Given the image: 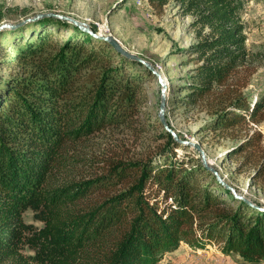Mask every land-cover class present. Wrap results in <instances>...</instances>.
I'll return each mask as SVG.
<instances>
[{"label":"trees","instance_id":"trees-1","mask_svg":"<svg viewBox=\"0 0 264 264\" xmlns=\"http://www.w3.org/2000/svg\"><path fill=\"white\" fill-rule=\"evenodd\" d=\"M177 1L194 15L195 31L208 30L192 46L196 67L178 86L188 94L177 101L194 106L215 98L212 131L263 123L264 86L254 96L243 93L254 71L244 66L242 0ZM148 3L161 12L167 0ZM47 24L57 34L36 36L0 59L20 70L0 90V264L25 246L34 252L30 264H158L182 243L216 245L246 263L263 261L264 207L236 199L199 158L177 156V148L187 147L158 119L152 127L163 129L164 143L141 159L74 155L92 137L139 122L143 75L151 72L66 21L44 18L35 25ZM259 144L260 134L253 132L230 153ZM78 164L89 177H62ZM252 178L264 183V166ZM27 211L41 228L24 222Z\"/></svg>","mask_w":264,"mask_h":264},{"label":"rangeland","instance_id":"rangeland-1","mask_svg":"<svg viewBox=\"0 0 264 264\" xmlns=\"http://www.w3.org/2000/svg\"><path fill=\"white\" fill-rule=\"evenodd\" d=\"M48 13L72 17L102 36L110 34L123 48L147 62L161 76L166 86L164 118L168 127L180 140L199 144L208 166L216 170L237 195L264 207V183L252 178L260 166H264V122L258 125L246 122L231 130L212 131L208 124L211 113L216 108V105L213 106L215 98L194 106L177 101L178 97L188 94L185 91L179 92L178 86L189 81L196 67L198 54L194 53L192 46L200 41L199 34L204 37L208 32L195 31L192 27L193 14H187L185 7L177 0H167L161 12L155 11L148 0H0V25L16 24L26 18L34 20L14 30H0V59L8 49L23 48L27 43H32L36 36L57 34L58 29L53 25L47 24L45 28L35 25L41 19L50 18L46 16ZM238 20L246 39L248 59L244 65L247 68L245 70L254 71L246 78L248 85L243 93L254 96L264 86V0H242ZM128 70L133 74H142L134 66L129 65ZM19 72L17 66L7 67L0 63V90L3 89L5 80L14 78ZM143 76L146 80L141 91L143 103L139 122L130 128L122 126L92 137L76 146L74 155H88L98 161H102L107 155L117 156L124 161L138 160L158 144L164 143L160 136L163 129L157 131L153 128L158 119L162 87L152 72L150 77ZM253 132L260 134L259 146L232 155L230 151L239 147ZM185 147L186 150H175L177 156L200 159L193 147ZM98 165L100 163H95L94 166ZM77 167L73 165L62 177L73 181L89 177L84 174L85 171L89 172L87 167L80 164ZM34 216L33 212L27 211L23 215L24 222L39 229L42 223ZM180 246L185 245L182 243ZM209 247L213 252L202 257L207 264H249L224 254L220 256L216 252V245L209 244L200 250H209ZM179 253H187V257L192 253L197 256L199 250L186 245ZM33 254V250L25 246L17 258L3 264H30L27 258ZM167 261L168 259L161 263H171ZM251 264H264V260Z\"/></svg>","mask_w":264,"mask_h":264},{"label":"water","instance_id":"water-1","mask_svg":"<svg viewBox=\"0 0 264 264\" xmlns=\"http://www.w3.org/2000/svg\"><path fill=\"white\" fill-rule=\"evenodd\" d=\"M46 16H48L50 18H54V19L63 20V21H66V22L70 23L71 25L77 27L80 31L90 35L91 37L99 39V40H101L103 42H106L107 44H109V46L112 47V49L116 53H118L122 57H124V58H126V59H128L130 61L137 62V63L141 64L142 66H144L149 71H151L156 76V78L158 80V83L162 87L161 98H160V103H159V108H158V115H157L159 123L162 126V128L167 133H169L172 136V138L174 139V141L176 143H178V144H180L182 146L193 147L198 152V154L200 156V161H201L203 167L207 171H209L210 173L213 174V176L216 179V182L218 184H220L225 190H228L236 199L243 200L246 203L251 204L249 201H247V200L243 199L241 196L237 195L236 192L234 191V189H232L230 186H228L222 180V178L217 173V171L212 169V168H210L208 166V163H207V160H206V157H205V153L203 152V150L201 149L199 144H195V143H192V142H187V141L180 140L178 138V136L168 127V125H167V123L165 121V118H164V112H165V108H166V95H165L166 86L163 83V80H162L161 76L157 72L153 71L151 66L147 62H145L141 58L137 57L133 53H131L128 50H126L125 48H123V46L120 44V42L116 38L111 36L110 34L106 35V36H102L99 33H95V32H93L90 29V27L87 24H85L83 22H80V21H78V20H76V19H74L72 17H69V16H64V15L57 14V13H48V14H46ZM30 21H34L33 18H26V19H24L21 22H18L16 24H8V23L7 24H1L0 25V30L1 29H3V30H14V29H16L18 27H21V26L29 23Z\"/></svg>","mask_w":264,"mask_h":264},{"label":"crops","instance_id":"crops-1","mask_svg":"<svg viewBox=\"0 0 264 264\" xmlns=\"http://www.w3.org/2000/svg\"><path fill=\"white\" fill-rule=\"evenodd\" d=\"M184 245L185 246H183V247L179 246V248L177 250L173 251V252L167 253L166 256H164L163 260L161 259L159 264H162L161 262H163L164 260H167V259H168V261H171L170 264H207V261L203 260L202 257H203V255H210L213 252L212 248L209 247V250L205 249L204 251L198 249L199 253H198L197 256H195L194 253H192L190 256L187 257V255H188L187 253L184 254V255H181V253H179L180 249H182V248L185 249L186 244H184ZM216 252H218L220 254V256H223V254L221 252H219V250L216 251ZM225 256L226 257L231 256L233 258L240 259L237 254H233V253L230 254V255H225ZM249 264H251V263H249Z\"/></svg>","mask_w":264,"mask_h":264}]
</instances>
